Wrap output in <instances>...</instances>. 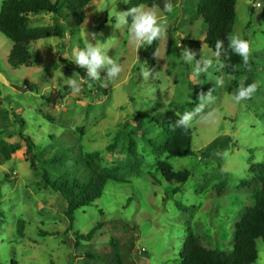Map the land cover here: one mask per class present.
Returning a JSON list of instances; mask_svg holds the SVG:
<instances>
[{
	"label": "rangeland",
	"instance_id": "374dc122",
	"mask_svg": "<svg viewBox=\"0 0 264 264\" xmlns=\"http://www.w3.org/2000/svg\"><path fill=\"white\" fill-rule=\"evenodd\" d=\"M197 2L176 0L172 13L158 8L164 35L148 67L155 73L148 79L141 67H147L142 54L149 45L135 47L128 43L127 28L115 27L114 13L123 12L124 0H93L79 30H68L64 39L32 43L29 68L8 63L12 43L0 33V142L11 149L8 159L0 153V264H177L190 235L209 250L231 252L235 224L255 205L264 174V0L235 4L231 35L249 42L245 66L257 85L252 97L238 104L231 97L244 84L243 68L229 75L207 47ZM66 16L30 17L27 25L47 27L57 19L67 27ZM90 34L107 43V54L123 68L111 80L100 71L95 82L103 95L66 66L81 68L74 64L72 49L87 40L94 44ZM184 47L196 53L197 61L204 55L213 59L209 74L191 77L192 65L179 58ZM72 77L82 86L79 93L67 86ZM191 111L192 156L160 157L175 173L190 175L184 184L167 182L157 168V155L142 138H158L153 119L172 114L182 120ZM128 137L138 169L128 155ZM225 137L229 144L219 160L203 156L210 143ZM56 154L67 159L70 170L75 165L81 169V180L90 173L84 169L90 156L123 181L108 182L101 198L75 211L70 224L66 202L42 178L44 172L50 180L56 177L58 167L49 160ZM221 181L225 187L218 196ZM94 228L99 229L90 241L75 243V233L87 235ZM256 249L255 264H264L260 239Z\"/></svg>",
	"mask_w": 264,
	"mask_h": 264
},
{
	"label": "trees",
	"instance_id": "16d2710c",
	"mask_svg": "<svg viewBox=\"0 0 264 264\" xmlns=\"http://www.w3.org/2000/svg\"><path fill=\"white\" fill-rule=\"evenodd\" d=\"M93 0H4L0 4V33L12 43V48L8 55V63L14 68L32 66L30 45L39 40L47 38L64 39L67 31L72 34L82 26L85 20V9ZM237 0H198L196 5V18L202 20L206 26L204 42L207 47L215 54L217 52V42H223V49L219 56L226 65V71L229 75L239 74V69L244 71V85L252 84L249 70L241 57L231 52L228 48V36L232 34L235 20V4ZM169 0H129L123 8V12L137 5L146 7L158 6L163 9ZM175 5L176 0H170ZM67 27L57 19L53 25L47 27L29 28L30 17L40 15H51L67 20ZM129 23L131 17L128 18ZM157 49V41L143 52L142 58L144 65L152 67ZM67 67L73 68L76 73L91 84L101 95L106 92L100 88L95 81L87 77V72L83 69L74 67L72 63H67ZM154 123L160 129L157 139L151 140L142 138L143 142L149 146L153 153L157 155V168L161 177L167 182L184 184L189 172L175 173L171 166L160 159L165 155L166 160L170 158H184L192 156V135L193 130L189 125L181 123V119L172 114H166L161 121L153 119ZM160 141V144H159ZM229 144V138L215 140L204 150L203 156L210 159L219 160L226 146ZM128 155L135 159L134 166L140 163L135 157L133 149V140L127 139ZM0 153L4 159H8L11 149L0 142ZM90 157V156H89ZM84 163V169L90 173L84 178H79L81 169L73 166V170L67 168L64 164L67 159L59 154L51 157L50 164L58 167L57 175L52 180L49 179L46 172L43 173V181L58 193L66 202L65 216L70 224L73 223L75 211L82 209L100 199L105 186L108 182H122V177L117 173H109L100 169L90 157ZM31 168L35 169L34 160L31 159ZM219 162V161H218ZM225 187V182L221 181L216 192L219 196ZM99 228L92 229L87 235L75 233L77 238L75 243L90 241ZM19 236L23 233V223L18 224ZM47 236V234H42ZM261 240L264 246V174L260 178V189L256 194V202L253 207L247 208L241 215L240 220L235 224L233 245L230 253H224L205 248L198 237L190 235L182 245V251L178 254L177 264H255L257 260L256 241ZM10 264H17L11 261Z\"/></svg>",
	"mask_w": 264,
	"mask_h": 264
},
{
	"label": "clouds",
	"instance_id": "9594fccd",
	"mask_svg": "<svg viewBox=\"0 0 264 264\" xmlns=\"http://www.w3.org/2000/svg\"><path fill=\"white\" fill-rule=\"evenodd\" d=\"M124 2L127 3V0H124ZM164 8L168 13H172L174 11V6L170 0L165 3ZM129 17H131L130 23L128 19ZM114 20L116 21V28H127L129 34L128 43L137 48H140L145 44L152 45L153 41H158L164 35V21L159 16L158 6L156 5L149 8L141 4L131 7L129 10L124 12L116 11L114 13ZM90 35H92V39L95 41L94 44L88 42L87 40L84 47H74L72 49L71 55L74 64L81 68H86L87 77H90L93 81L101 79V70L107 72V79L111 80L117 78L123 71L122 66L113 58H110L107 54V43L97 40L96 34ZM216 48L217 52L215 55L219 56L221 50L223 49V42L218 41ZM228 48L232 53L241 57L244 63L247 64L250 54V44L247 40L243 39L239 35H229ZM195 56L196 53L190 51L187 47H184L179 58L185 64L192 65L191 77L194 80H198L202 73L209 74L210 70L214 67V61L205 55L202 60L197 61ZM201 65H203V67H201ZM152 73H155V71L152 70L150 72L148 67H141V75L145 79H148ZM66 83L68 88H70L73 93H79L81 91L82 86L74 77L67 79ZM256 89L257 85L255 83L247 86L241 83L236 94L232 96L231 99L233 102L238 104L241 101L250 99ZM196 111H200V108H197ZM192 121L193 112L191 111L184 114L181 123L191 126Z\"/></svg>",
	"mask_w": 264,
	"mask_h": 264
},
{
	"label": "built area",
	"instance_id": "2783aa9c",
	"mask_svg": "<svg viewBox=\"0 0 264 264\" xmlns=\"http://www.w3.org/2000/svg\"><path fill=\"white\" fill-rule=\"evenodd\" d=\"M259 6V5H258Z\"/></svg>",
	"mask_w": 264,
	"mask_h": 264
}]
</instances>
